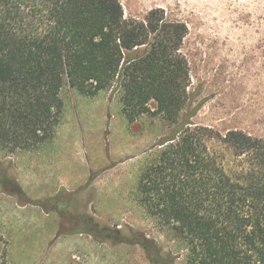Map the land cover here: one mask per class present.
Here are the masks:
<instances>
[{"label":"trees","instance_id":"1","mask_svg":"<svg viewBox=\"0 0 264 264\" xmlns=\"http://www.w3.org/2000/svg\"><path fill=\"white\" fill-rule=\"evenodd\" d=\"M188 30L162 8L128 18L120 0H0V152L52 140L66 86L96 96L118 84L130 123L151 112L179 123L190 85L181 52ZM217 135L179 124L143 169L139 202L188 243L190 264H264V138L229 131L226 161L209 147ZM4 180L0 170V186ZM15 193L42 203L18 183ZM87 221L98 237L100 226L87 216L80 222ZM0 264H9L1 249Z\"/></svg>","mask_w":264,"mask_h":264},{"label":"rangeland","instance_id":"2","mask_svg":"<svg viewBox=\"0 0 264 264\" xmlns=\"http://www.w3.org/2000/svg\"><path fill=\"white\" fill-rule=\"evenodd\" d=\"M120 2L128 18L162 8L187 24L186 108L175 125L153 112L130 123L118 84L96 96L66 86L55 137L38 149L0 152V249L9 264H190L188 243L139 202L143 169L179 124L213 130L209 147L226 161L229 131L264 138V0ZM17 183L42 203L17 195ZM84 216L100 226L101 238L86 231L92 224L80 222Z\"/></svg>","mask_w":264,"mask_h":264}]
</instances>
